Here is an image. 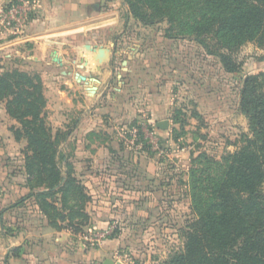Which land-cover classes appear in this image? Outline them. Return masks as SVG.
Wrapping results in <instances>:
<instances>
[{"label": "rangeland", "instance_id": "1", "mask_svg": "<svg viewBox=\"0 0 264 264\" xmlns=\"http://www.w3.org/2000/svg\"><path fill=\"white\" fill-rule=\"evenodd\" d=\"M187 1L0 0V74L39 76L41 118L81 188L62 180L37 195L45 186L29 181L26 136L0 98V264H161L191 229L193 196L253 150L240 100L247 77L264 97V33L228 48L196 36L185 25L200 18L201 0ZM78 10L88 25H58L67 35L34 55L35 20L64 24ZM112 11L110 45L95 43L103 29L90 18Z\"/></svg>", "mask_w": 264, "mask_h": 264}, {"label": "trees", "instance_id": "2", "mask_svg": "<svg viewBox=\"0 0 264 264\" xmlns=\"http://www.w3.org/2000/svg\"><path fill=\"white\" fill-rule=\"evenodd\" d=\"M200 11V18L185 26L196 36L217 35L227 48L245 33H264V0H201ZM220 57L225 68L232 71L226 56ZM0 98H9L7 112L26 136L31 151L25 164L29 181L35 179L38 186H45L37 195L51 194L62 180L65 187L81 189L73 185L77 182L69 172L65 173L57 140L41 118L45 97L39 76L18 71L0 74ZM240 105L250 119L254 138L248 143L253 150L240 156V166L231 169L225 181H215L206 197L193 196L196 217L191 229L184 234L181 248L161 264H264V97L256 78L245 79ZM249 172L255 180L246 181ZM65 198L63 194L61 201Z\"/></svg>", "mask_w": 264, "mask_h": 264}, {"label": "crops", "instance_id": "3", "mask_svg": "<svg viewBox=\"0 0 264 264\" xmlns=\"http://www.w3.org/2000/svg\"><path fill=\"white\" fill-rule=\"evenodd\" d=\"M81 5V4H80ZM80 9V8H79ZM85 11V10H84ZM81 10L77 11V16L75 18H71L69 19L68 23H64V24H51L48 20L54 19L53 14H50V18L48 19V17L42 20H39L38 22L33 23V25H39V28L35 31V33L31 34V37H33L36 40L37 43V49L35 48V52L34 55L37 56H41V54H43L42 52H44L45 47H46V43L52 42V41H60L61 37L63 38V35H67L65 29L63 26H58V25H88V22H86V18L84 19L83 17H81ZM85 14V12H84ZM118 12L117 11H112L110 13H99L96 15H93L90 18V25H92L95 28H102L103 32L102 33H95L93 35V41L95 43L100 44L101 42H103L104 44H106L107 41V45H110V41L108 39V29L111 28V26H113L112 24H115L114 26L118 25ZM72 22V23H71ZM51 25V26H49ZM43 26V28L41 27ZM54 26V27H52ZM43 30H42V29ZM42 30V31H41ZM62 51V50H60ZM59 51V52H60ZM106 70H103V73ZM9 193V192H8ZM14 198V197H13Z\"/></svg>", "mask_w": 264, "mask_h": 264}, {"label": "water", "instance_id": "4", "mask_svg": "<svg viewBox=\"0 0 264 264\" xmlns=\"http://www.w3.org/2000/svg\"><path fill=\"white\" fill-rule=\"evenodd\" d=\"M166 126H167V124H166L165 122L160 123V124L158 125V127H160V128H166ZM103 264H113V261H112V260H109V259H106V260L103 262ZM116 264H119V263H116Z\"/></svg>", "mask_w": 264, "mask_h": 264}]
</instances>
